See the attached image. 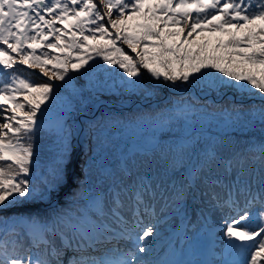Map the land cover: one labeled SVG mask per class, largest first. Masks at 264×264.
<instances>
[{"label": "snow or ice", "instance_id": "6c2138e0", "mask_svg": "<svg viewBox=\"0 0 264 264\" xmlns=\"http://www.w3.org/2000/svg\"><path fill=\"white\" fill-rule=\"evenodd\" d=\"M145 2L0 0V161L7 162L0 166V211L22 200H44L68 179L64 166L69 150L65 146L51 179L45 180L42 190L32 187L28 178L34 157L31 141L44 127L41 117L49 105H41L56 98L57 86L51 81L68 85L73 79L70 73H80L81 69L87 73L93 67L89 61H94L89 48L106 64L121 69L122 79L126 75V82L134 86H139L141 69H145L151 78H162L173 85L177 81H204L209 87L251 86L255 90L252 94L264 97V0H159L142 13ZM137 18L145 22L136 24V31L127 34L126 21ZM73 20L75 23H71ZM57 22H68L70 27H57ZM206 31L229 37L226 42H218L216 49L239 51L202 55L206 39L200 51L183 47L186 41L194 42L193 34L199 36ZM105 37L107 42L100 44ZM170 37L183 39L168 43ZM88 41L97 43L90 45ZM117 41L127 44L135 57L118 47ZM57 49L59 54L48 51ZM233 65L248 67L236 71ZM26 69H39L47 79L37 83ZM259 112L264 120V107ZM250 151L257 153L251 157V164H258V168L247 181L240 177L249 164L248 157L224 162L226 175L238 169L233 183L224 185L219 175H213L211 165L217 160L213 152L205 154L197 175L217 204L237 212L225 222L224 235L232 248L246 256L243 264H264V142ZM217 187L227 188L223 204L215 192ZM171 195L179 200L184 191ZM240 197L244 198L243 207ZM156 198L150 180L142 177L125 190L124 197L116 191L107 211L98 202L95 219L81 217L73 222L59 213L43 223L34 217H0V264H154L146 257L157 226L140 217L155 216L152 201ZM255 205H259L258 215L251 211ZM113 241H125L130 247L126 251L104 248L97 255Z\"/></svg>", "mask_w": 264, "mask_h": 264}, {"label": "rangeland", "instance_id": "374dc122", "mask_svg": "<svg viewBox=\"0 0 264 264\" xmlns=\"http://www.w3.org/2000/svg\"><path fill=\"white\" fill-rule=\"evenodd\" d=\"M147 4L151 5L150 2ZM143 22L142 18L126 21L127 34H132L136 31L135 25ZM56 26L65 28L70 27V24L66 22ZM115 31L110 30L113 33ZM193 37L194 42L186 41L183 47L193 52L200 51L199 46L205 44L206 39L202 55L220 56L227 51H239L216 49L218 42L229 39L220 32L206 31L199 36L193 34ZM180 39L183 37H170L167 42L176 40L179 43ZM107 40L108 37H105L99 43L104 44ZM88 43L93 45L97 41ZM116 43L135 57L127 44L121 41ZM123 46H127L128 50ZM48 51L59 54L58 49ZM87 51L94 56V61H89L93 67L87 73H84V69L80 73H70L73 79L68 85L62 81H51L57 86L56 98L41 105L42 108L49 105L41 117L44 127L36 131L31 141L34 157L28 178L32 187L42 190L45 180L51 179L65 146L69 150V160L64 166L68 179L46 199L22 200L8 210L0 211V217H8L9 220L34 217L43 223L47 219L44 212H50L54 204L47 209H43L42 204L53 201L55 197L57 204L62 201L65 203L72 197L70 202H74L73 205L61 206L62 212L61 207H58V213L73 222L81 217L95 219L97 203L107 211L104 204L112 203L114 194L111 190L107 197H103V202L101 198L95 200L85 190L86 175L92 172L87 183L94 184L99 173L108 172L107 163L120 158V155H113L124 148L137 157L147 159L145 163H133L132 169L147 167L152 180L157 181L158 185L167 184L171 187L170 182L180 177L178 191H184V196L179 200L168 199V195L164 194L159 201L160 205L153 208L154 217H140L146 223L151 222L157 226V234L150 241L147 259L154 264H185L186 261L190 264H243L246 256L241 255L238 248H232L229 238L224 235L225 222L234 218L237 212L229 207L222 209L215 200L205 197L199 201L197 198L195 177L197 167L200 166L196 155L202 149L199 147L204 140L216 138L223 132H237L238 136L248 137L252 141L264 139V120H261L259 112L264 107V102L260 101L264 97L252 94L255 90L251 86L240 88L218 84L209 87L204 81L191 84L177 81L173 85L163 82L162 78L160 81L151 78L145 69H141L139 86H134L126 82V75L122 79V70L117 66L106 64L101 57L95 56L91 48ZM155 66L159 68V65ZM232 67L239 71L248 65ZM26 70L32 73L31 78L37 83L47 79L42 77L39 69ZM6 164V161H0V166ZM182 166H185L184 169L179 170ZM177 170V173H173ZM253 175L255 171L246 177ZM123 184L127 189L133 182ZM120 192L124 197L125 190ZM240 200L244 201V198ZM259 210V205L251 208L254 215H258ZM91 213L92 217L89 216ZM54 216L50 214L48 219ZM110 244L125 251L130 247L125 241H113ZM110 244L103 246L97 255L102 254L104 248H112ZM180 251L183 256L178 261Z\"/></svg>", "mask_w": 264, "mask_h": 264}, {"label": "trees", "instance_id": "16d2710c", "mask_svg": "<svg viewBox=\"0 0 264 264\" xmlns=\"http://www.w3.org/2000/svg\"><path fill=\"white\" fill-rule=\"evenodd\" d=\"M258 99L259 98H255ZM264 102V100H260ZM97 131H95L96 133ZM264 142V139H255L252 141L248 137H241L238 136L237 132H223L220 136L216 138H211V140H204L202 142V146L199 147L202 148L199 153L196 155L197 159L199 161L198 166H201L205 154L209 152H213L217 156V160L211 165L212 167V172L213 175H219L222 180L224 185H231L233 181L237 178L238 174V169L234 168L233 171L230 174H225V169H224V162L228 159H238L239 157H248L249 158V164L245 165V171L241 175L242 178L241 180L247 181L250 178L246 177L247 174H250L255 171L256 168H258V164L253 165L251 164V157L256 155L257 153L250 151L252 146L254 145H259L260 143ZM253 144V145H250ZM203 146H206L205 148ZM116 154V155H115ZM113 156L118 157L120 155V158L117 160H113L112 162L107 163V168L109 169L108 172L105 173H99L97 176L96 182L94 184L89 185L87 182L89 181V178L92 175V172L89 171L86 175V187L85 190L89 191L95 200L97 198H101V201L103 202V197H107L108 193L112 190V193L114 194L116 191H122L126 190L125 186L123 183L129 182H136L140 178H147L150 180L152 186L155 188L157 192V198L152 201L153 208L155 206L160 205L159 201L161 200L162 196L164 194L168 195V199L173 198L176 199L174 196L171 194L175 191H178L179 188V183H180V177H178L176 180H172L170 182V186L167 184L164 185H158L157 181H153L152 177L150 176L149 169L147 167H142L141 169H132L131 166L135 162H140V163H145L147 162V159L144 157H137L133 153L128 152L127 150L125 151L124 148H122L118 153H115ZM196 154V153H195ZM159 161H161L159 159ZM185 166L180 167L179 170L184 169ZM125 170V172H123ZM179 170L173 172L177 173ZM199 167H197L196 174L198 173ZM85 172V170H84ZM86 173V172H85ZM154 174H157L156 172H152ZM196 179V185L197 188H195V191L198 193V200L202 201V199H213L211 198V190L207 189L205 184L202 182V178L199 177L198 175L195 177ZM121 184H123L121 186ZM127 185V184H125ZM185 188V187H184ZM208 191L209 195H204V193ZM227 188L226 187H217L215 189V192L218 194V199L220 200L221 204H223V200L225 198ZM163 193V195H161ZM242 197H240L241 199ZM70 201H72V197L70 198ZM67 200V202H61L58 207H64L68 205H73L72 202ZM216 201V200H215ZM107 203V200L104 201ZM68 204V205H67ZM111 203L104 204L107 208L110 207ZM244 201L240 200V207H243ZM172 206V205H171ZM220 206V205H219ZM58 207L57 208H51L50 212H44L46 220H48V217L50 214L56 215L58 214ZM60 211L62 212V208ZM82 208V206H80ZM172 208V207H171ZM221 208H227V206H221ZM85 209V208H84ZM62 215V213H59ZM89 216H93V214H89ZM144 219V218H141ZM109 246H114L113 244H110Z\"/></svg>", "mask_w": 264, "mask_h": 264}, {"label": "flooded vegetation", "instance_id": "af4514ba", "mask_svg": "<svg viewBox=\"0 0 264 264\" xmlns=\"http://www.w3.org/2000/svg\"><path fill=\"white\" fill-rule=\"evenodd\" d=\"M94 2H96V0H94ZM148 2H150L151 5L147 4ZM158 2H159V0H146L145 6H144V8L141 9V12L142 11H147L150 6L155 5ZM71 22H75V21L73 20ZM57 24H59V22H57ZM123 47H124L125 50H128L127 46H123Z\"/></svg>", "mask_w": 264, "mask_h": 264}, {"label": "bare ground", "instance_id": "6f19581e", "mask_svg": "<svg viewBox=\"0 0 264 264\" xmlns=\"http://www.w3.org/2000/svg\"><path fill=\"white\" fill-rule=\"evenodd\" d=\"M70 184H71V182H69ZM59 205L58 204H56V205H54L53 206V208H57Z\"/></svg>", "mask_w": 264, "mask_h": 264}]
</instances>
